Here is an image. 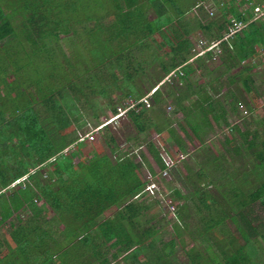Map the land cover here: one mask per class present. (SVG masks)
I'll list each match as a JSON object with an SVG mask.
<instances>
[{
	"label": "trees",
	"instance_id": "trees-1",
	"mask_svg": "<svg viewBox=\"0 0 264 264\" xmlns=\"http://www.w3.org/2000/svg\"><path fill=\"white\" fill-rule=\"evenodd\" d=\"M175 1L0 0V227L11 220V244L0 238V264H115L120 257L125 264H264L260 261L264 231L259 232L255 226V221L261 223V217L252 218L251 210L258 204L264 212V130L260 132L253 125L245 130L233 127L225 139V150L206 153L201 171L190 178L195 186L191 202L203 225L199 234L209 235L218 250V256L211 257L187 245L189 240L180 226H175L174 237L166 243L158 228L144 226L142 220L152 206L143 201L147 180L140 164L128 156L113 162L99 144L79 141V130L85 123L78 103L86 90L95 94L97 78L102 82L108 78L109 89L118 86L123 76L128 91L122 97H144L133 81L144 72L141 64L147 61L135 58L134 48L141 55L151 51L148 59L153 62L160 59L159 52L172 53L171 62L162 63L166 76L193 55L191 36L195 31L212 35L216 27L219 33H227L232 21L228 14H232L233 19L248 25L243 33L230 38L235 39L233 43L229 38L220 40L223 66L231 72L243 60L257 56L258 45L264 43V16L253 19L256 7L263 6L264 0H232L238 9L230 2L220 6L214 0L223 13L220 22L199 19L195 28L186 17L189 11L181 10ZM199 1L195 7L203 10L206 0ZM172 5L175 16L170 13ZM148 7L156 18L148 17ZM78 26L85 33L82 49L75 42ZM221 36L213 37L219 40ZM63 38L70 39V49ZM144 44L145 48L139 46ZM207 55L212 56L209 52ZM194 62V66L182 67L184 76L180 81L187 90L176 98L178 109L185 115L179 126L204 145L203 137L230 125L224 104L213 100L208 92L203 95L201 90L195 91L201 94L200 99L186 105L188 96L194 93L189 92L190 77L202 67L201 58ZM79 66L87 73L94 69L100 76L92 80L93 84L87 79L79 82ZM253 69L248 64L243 69L248 74L241 81L258 106L260 94H256ZM240 76L241 72L231 76L229 83L234 84ZM156 84L152 83V89ZM107 92L104 89L102 96L106 97ZM169 95L174 96L173 92ZM152 96L160 104L164 93L158 87ZM227 98L236 113V103L241 99L233 92ZM247 106L251 108L249 103ZM111 110L117 113L115 107ZM149 113L143 103L127 111L138 134L154 128L169 145L170 154L173 146L185 150V143L175 131L163 133ZM94 116L98 118L96 111ZM169 137L175 138L176 144L170 142V146ZM106 139L112 153H117L113 136L107 133ZM70 147L73 151L67 153ZM162 147V143L147 144L156 163L166 169ZM89 152H93L91 158H87ZM79 155L76 164L73 160ZM47 167L56 179L55 186L42 182ZM209 186L220 188L216 191L221 198L229 199L230 211L217 205L220 198L209 193ZM175 192L181 199V192ZM187 202L176 213L186 220L185 227L193 214ZM47 213H52L50 219ZM229 220L237 225L238 234L230 233ZM48 225L55 229L45 228ZM178 245L184 250L180 262Z\"/></svg>",
	"mask_w": 264,
	"mask_h": 264
},
{
	"label": "rangeland",
	"instance_id": "rangeland-1",
	"mask_svg": "<svg viewBox=\"0 0 264 264\" xmlns=\"http://www.w3.org/2000/svg\"><path fill=\"white\" fill-rule=\"evenodd\" d=\"M212 1L214 0L207 2L203 1V10L201 8L196 9L195 7L196 4L200 3L199 0H176L175 4L184 12L189 11L186 17L189 18V20H192L191 26L192 28H195L196 20L199 19L209 20L210 18L211 20L220 22V18L222 17L223 13L219 10L220 7L216 6V4ZM217 1L221 3L220 6H222L225 2H230L233 4L232 0ZM233 5L237 8L236 3ZM172 8V12L170 11V13L175 16L174 12L176 11H174L175 8L173 5ZM99 10L96 9V12L99 11L100 13L102 8L100 7ZM146 12L149 18H156L155 12L152 8L148 7ZM228 16L229 18L233 19L232 14H228ZM257 16L262 18L264 13L262 16L260 13H257ZM75 29H77L79 33L75 42L82 49L83 46L81 43V38L85 37V33L83 31L84 28L78 26L75 27ZM243 32L244 31H242V33ZM218 33L219 32L217 31L216 27L212 35L204 34V32L200 30L195 31L191 36L195 44L194 52L193 55L189 57L188 62L185 64L194 66L195 60H199L200 58L202 59L201 69H198V71H196V73L192 74L190 77L192 85L189 92L194 93H191V95L188 96L189 101H186V105L190 101L198 102L201 94L203 93V95H206L205 93L208 92L213 100L223 103L228 112V123L230 126L225 127L223 131L215 130V132L209 133L206 137H203V140H205L204 145L194 139L193 135L188 136L185 132H183V130H181L179 126L180 121L185 118V115H183L178 109L179 107L176 98L178 97V94L179 96L184 94L187 88L183 86V83L180 80L170 83L169 79H167L169 74L165 76L163 73L162 63L167 64L171 62L172 53L167 55L165 54V51L159 52L160 59L153 62L148 59V56H150L149 52L152 53L151 51L142 53V55H145L142 56L139 49L134 48V54L136 56L135 58H138V60L143 59L147 61L146 63L141 62V67L144 69V72H139L137 78L135 81H133L137 84V87L143 91L142 95L144 98H147L148 100V104L144 103V107L149 109V116L153 118L155 124L163 130V133L168 132L169 129L174 130L177 138H180L186 145L185 150H180L170 143L172 142L176 144L175 138L169 137L167 140L169 141L170 146L172 145L174 147L172 154L168 152L169 145L163 143L164 141L161 140V133H158L154 128H152L140 135L138 134L134 124L127 117V113L125 115V112L128 111L129 107L132 106L131 104H134L139 100H136L135 96L133 95L126 98L122 97L128 91V86L124 85L123 83V76H120L118 86H112L108 89V78L102 82L97 78L100 76V73L99 76H96V71L94 69L87 73L83 66H79L81 71V78L79 79V82L86 81L87 79L88 81H91V84H93L94 81L92 80L97 78L95 81V94H93L92 90H86L84 92L83 99L78 103L82 121L85 123L83 128L79 130L81 138L85 139L84 143L87 145L99 144L113 162H115L116 158L128 156L131 157L136 163L140 164V170L143 174V178L144 180H147L145 186L147 195L143 201L151 204L152 206L149 214L142 220L144 226L154 225L156 228H158L160 230L159 235L163 243L168 242L172 237H174L175 226H180L184 232L183 234L189 240L187 245H191L192 248L201 252L205 257H211L213 254L216 256L218 254V250L215 246H213L209 235L204 233L199 234V231H201L200 228L201 226L203 227V225L201 224V221H199V215L196 214L195 207L191 202V198H193L195 194V186L190 180L196 177L197 172L201 171L202 167L204 166L203 164L206 163V153L211 152L218 154L220 151L222 152L225 150V139L230 136L233 127H239L245 130L248 126L253 125L254 128H257L260 132H263L264 130V65L261 63L264 62V51H261L260 55L256 57L258 64L253 70L256 94H260L257 99V106L255 103H253L255 100H252L250 94L245 90L241 81V78H245L248 74L243 70L247 66L246 63L239 64L231 72L224 73L223 61L221 60L222 53L220 52L221 48L215 47L212 51H206L203 53V50H201V47L198 45L200 40H204L208 46H215L217 43H219L218 41L227 38L225 31L219 34ZM221 34V39L217 40L214 38L215 36ZM234 41L235 39H230L229 42L233 43ZM63 43L68 49L73 46L70 43V39L67 38H63ZM139 46L145 48L146 44ZM208 52L212 56H208ZM185 65H182L181 67H184ZM175 71L176 69L171 72ZM102 72H105V70H102ZM239 72L242 73V76L237 77L234 84H230L229 78L238 74ZM151 82L155 84L157 83L155 85L156 88L160 87L161 92L164 93V98L160 104L155 103L153 96L151 97V94L156 89H152L153 86ZM201 86L203 89L200 88ZM104 89H106V92L108 89V95L106 97L102 96L101 94ZM200 90V95L195 93V91L200 92ZM170 92H173L174 96L169 95ZM232 92L239 99H241L236 103V113L232 112V106L229 103L230 100L227 98V95ZM248 103L250 104L251 108L247 106ZM93 106H95V108H93ZM112 107L117 109V114H119V117L117 114L115 115L112 113ZM95 111L98 118L94 116ZM113 118H116V120L114 119L115 121H113ZM105 127H108V130H105ZM107 133H110V135H112L115 139V145H113V147L117 153H112L110 147L107 145ZM189 134H191V132ZM200 134L202 135V133H199V135ZM89 135H94V139L90 140L88 138ZM241 141L242 140H239L238 144L242 147L243 152L248 155V151L245 150V146ZM152 142L155 144H163V147L161 148V157L167 166L166 169H161L153 159L151 153L148 151L147 144ZM71 151H73V147H70L67 153ZM89 153V156H86L87 158H91L93 154V152ZM79 157H81V155L73 160L74 163L77 164L79 162ZM149 165L152 169L149 168ZM206 168L208 169L209 167ZM42 182L52 183L53 186L57 184L56 179L52 176L48 167L44 169ZM16 188H18V186ZM16 188L11 189L10 192H13L16 190ZM207 189L209 190L210 194H215L220 198V202L217 204L220 208L228 209L230 211L228 207L229 199L221 198L216 191V189H220L219 187L214 188V186H209ZM176 190L181 192V199L178 198L175 192ZM10 192H8V194ZM186 201H188L187 203L191 207V211H193L192 216L189 220H187V223L189 224L188 227L186 226L187 228L185 227L186 220H181L176 215L179 207L182 204H186ZM43 202L44 199L43 201H39V205H42ZM251 210L252 218H255L257 215L261 217V223L255 221L257 230L259 232L264 231V212L261 211L258 204L253 205ZM23 214V217L27 218V214ZM51 214L52 213H47L45 216L50 219ZM10 222L11 220H8L0 227V238H2V241L5 244H11ZM227 227L230 233H239L237 225L234 221L229 220L227 222ZM45 228L55 229V227H52L51 225H48ZM113 251L115 252V250ZM183 252V247L178 245L176 247L177 262H180L184 257ZM260 261H264V249L262 247H260ZM115 264H125V261L120 257L118 262Z\"/></svg>",
	"mask_w": 264,
	"mask_h": 264
},
{
	"label": "built area",
	"instance_id": "built-area-1",
	"mask_svg": "<svg viewBox=\"0 0 264 264\" xmlns=\"http://www.w3.org/2000/svg\"><path fill=\"white\" fill-rule=\"evenodd\" d=\"M255 11H256V15L254 16L253 20H257L260 18L259 16H257V13H260L262 16V14L264 13V5L256 7ZM247 25H248L247 22L244 23L242 21H236L235 19H232L231 24L228 26V32L226 33L227 38H231V37L235 36L237 33L242 32V30H244ZM227 38H225V39H227ZM218 42L219 43H217V44L214 43V44H216L215 46H213V45L208 46L206 44V41L200 40L198 45L201 47V50H203V53H204L206 51H212L215 47H219L220 41H218ZM183 76H184V71L181 68H179L175 72L169 73L167 79H169L170 83H174L177 80L179 81ZM155 91H156V89L153 91V93ZM153 93L151 94V97H152ZM140 103L148 104L147 98H143L142 100L140 99L138 102H135L134 104L132 103L131 104L132 106L130 108H136ZM145 104H144V106H145ZM88 138L90 140H93L94 135H89ZM145 191H147V190H145Z\"/></svg>",
	"mask_w": 264,
	"mask_h": 264
},
{
	"label": "crops",
	"instance_id": "crops-1",
	"mask_svg": "<svg viewBox=\"0 0 264 264\" xmlns=\"http://www.w3.org/2000/svg\"><path fill=\"white\" fill-rule=\"evenodd\" d=\"M207 1H211V0H206V1H204V2H207ZM212 2H213V1H212ZM236 5H237V4H236ZM237 6H238V5H237ZM263 44H264V43H263ZM263 44H262V46H259V45H258V47H257V51H258L257 56L260 55L261 51H264V45H263ZM257 56H256V57H257ZM256 57L253 58V59H246V60H243L242 63H246V65L250 64V65H252V66L254 67V69H255L256 66H257V64H258V63H257L258 61L256 60V59H257ZM255 62H256V63H255ZM242 63H241V64H242ZM261 63L264 65V62H261ZM254 69H253V70H254ZM223 72L225 73V72H230V71H227V70H226V67H224V68H223ZM222 74H223V73H222Z\"/></svg>",
	"mask_w": 264,
	"mask_h": 264
},
{
	"label": "clouds",
	"instance_id": "clouds-1",
	"mask_svg": "<svg viewBox=\"0 0 264 264\" xmlns=\"http://www.w3.org/2000/svg\"><path fill=\"white\" fill-rule=\"evenodd\" d=\"M178 69H179V68H178ZM181 69H182V67H181ZM182 70H183V69H182ZM153 94H154V93H153ZM143 98H144V97H143ZM130 106H131V105H130ZM131 109H133V108H130V107H129V110H131ZM134 109H135V108H134ZM129 110H128V111H129ZM126 113H127V111L125 112V115H126ZM116 114H117V113H116ZM116 114H115V115H116ZM117 115H118V117H119V114H117ZM114 119L116 120V118H113V121H115ZM113 121H111V122H113ZM80 136H81V135H80ZM79 141H80V142H85V139H83V138L80 137V140H79ZM68 150H69V148H68ZM68 150H67V152H68Z\"/></svg>",
	"mask_w": 264,
	"mask_h": 264
}]
</instances>
